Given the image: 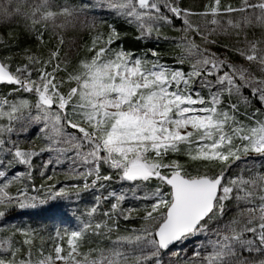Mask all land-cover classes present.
<instances>
[{
    "label": "snow or ice",
    "instance_id": "6c2138e0",
    "mask_svg": "<svg viewBox=\"0 0 264 264\" xmlns=\"http://www.w3.org/2000/svg\"><path fill=\"white\" fill-rule=\"evenodd\" d=\"M97 12L134 26L137 40L171 41L175 63L158 48L126 50L115 23L101 20L97 30L87 15ZM16 17L38 44L45 35L56 41L46 56L10 51ZM77 22L90 37L72 64L55 29ZM0 28V87L8 86L0 92V264H172L165 257L177 245V264H264V0H201L198 9L185 0H64L57 10L49 0H0ZM33 128L38 150L11 138ZM46 152L57 158L44 169L74 153L66 179L77 182L57 187L53 173L29 188L33 159ZM242 157L251 159L229 176ZM114 179L145 203L125 207L127 194L111 189L73 214L78 227L45 237L3 226L14 208L79 199ZM230 204L236 212L225 220ZM121 221L140 223L122 230ZM189 242L197 243L181 259Z\"/></svg>",
    "mask_w": 264,
    "mask_h": 264
},
{
    "label": "rangeland",
    "instance_id": "374dc122",
    "mask_svg": "<svg viewBox=\"0 0 264 264\" xmlns=\"http://www.w3.org/2000/svg\"><path fill=\"white\" fill-rule=\"evenodd\" d=\"M225 2H231L234 5L239 4L240 0H224ZM29 5L33 4H38L40 3V0H27ZM50 4L52 5V10H57L58 6L62 5L64 3V0H49ZM81 0H69V3L71 4H78L80 3ZM187 4L193 5L194 8H199L201 0H185ZM88 16H96L97 17V30H101L103 28V25L100 23L101 20H103L105 23H108L109 18L113 17L111 14L108 12H97V13H88ZM84 17H81L83 19ZM193 20H197L200 23H203L202 21L199 20L197 17H193ZM17 20H22L26 22L23 18L21 17H16L15 21ZM61 22L60 19L57 20V23ZM49 31H52V26L51 22H49ZM55 32L61 34L64 36L65 39V51L68 55V58H71L76 51L79 49L81 41L83 37L86 34H90V31L88 29H82L80 27V23L77 22L75 28L69 27L67 30H61V29H55ZM180 35V33H177L176 36ZM194 35L193 33H189V36L191 37ZM251 38V36H250ZM222 43H232V40H229L228 38L221 36L219 37ZM76 41L75 45L72 44V41ZM197 43H201V41L197 38L196 40ZM217 51H220V49H216ZM237 58L233 57V60L235 61ZM188 69V68H187ZM19 127V125H16ZM39 133L36 130V128H33L31 132L27 134H17L13 133L11 134V138L14 140H17L21 142L23 146H25V150H30V149H35L38 150L39 147L43 146V142L38 138ZM3 155V154H0ZM73 156L74 153H68L65 156L60 157L61 162L59 164L53 163L50 165L47 169L42 168V164L51 159L53 161L56 160L57 154L56 153H44L40 156H38V161H37V170L40 175L41 171L45 172V176H41L44 178L43 183H47L46 177L49 175H53L55 173L53 180L51 183H57V187L62 186L64 184H71L77 181H71L67 180L66 176L67 174L72 170L73 168ZM251 157H242L240 161H237L235 164L232 165L231 169L228 172L229 176H234L238 172H240L242 169L245 168V164L247 161H249ZM79 170H84L83 168L80 167L79 163L77 162L75 165ZM86 167V166H85ZM257 168H259V164L257 165ZM23 169V166H21V170ZM245 176L248 175L247 171L245 170L243 173ZM42 184V183H41ZM41 184L35 186L39 187ZM108 186V185H107ZM115 189L118 192H124L127 194L128 199L125 201L124 206H140L144 201H137L132 199V191H135V189H132V191L129 190V185L127 184H119L115 188H106V190H88V195L87 196H81L79 199L73 197L72 200H64V199H57L55 201H50L48 204H45L43 206H39L35 209H12L5 220L3 221V226L4 227H10L12 224H16L17 226L24 228L23 227V222L26 221V219L31 215L32 213L35 212H43V214L46 217L52 218L54 214V210L60 211L58 220H56V229L59 230H64V229H71L79 226V221L78 219H74L73 214H75V217H79L80 213L78 211V202L82 201L86 204V209L89 208L92 205L93 198L96 194H105L107 190ZM147 191V189H144ZM12 194H15L14 192ZM31 195H35V192H30ZM43 195V193H41ZM60 205V206H58ZM108 205L105 203L103 205L104 209H107ZM230 211L226 213L225 215V220H227L229 217L233 216L236 212V209L230 204L229 205ZM66 213V214H65ZM33 230H35L33 228ZM36 231V230H35ZM37 232V231H36ZM38 233V232H37ZM212 239H215V237H211ZM203 239V237H201ZM198 242V241H197ZM197 242H189L186 245L183 246V252L180 253V258H183L184 253H187L189 256L192 254V249L194 246V243ZM181 246L177 245L173 249H170L169 252L166 254L165 259H170L172 261V264H177V256L173 255L174 252H179Z\"/></svg>",
    "mask_w": 264,
    "mask_h": 264
},
{
    "label": "trees",
    "instance_id": "16d2710c",
    "mask_svg": "<svg viewBox=\"0 0 264 264\" xmlns=\"http://www.w3.org/2000/svg\"><path fill=\"white\" fill-rule=\"evenodd\" d=\"M59 2H60V0H59ZM222 2H225V1L222 0ZM108 23H115L116 24L117 28L120 30L122 37H123L120 41H118V44L120 46H122L123 48H125L126 50H132L134 52L140 53V52H144L150 48H158L163 53L164 62H166L168 64H174L175 61L172 59V57L180 54L179 49H177L171 41L160 40L157 43L156 41L151 40V39L146 40V41L145 40H137L136 39L137 32H136V29L134 26H128L121 21H116L114 19V17H110ZM25 24H26V22H24L22 20L14 21V23L12 24L11 31L16 36V40H13L11 42L12 46L10 48V51L13 53H19L24 48H31L34 51H37L38 54L46 56L47 51L49 50V48H52L55 46L56 41L52 40L50 44L47 43L48 35H45V38H44L45 43L44 44H38L37 41L33 38V36L27 35L25 33V31H24ZM104 30H106V29H104ZM163 31H164V34L168 35V36H176L177 35V32H175V30L170 29V28H165ZM6 33H7V29L0 28V35H3L7 39ZM89 37H90V34H86L83 37L79 49L76 51V53L71 58H69L72 64H75L79 58L86 55V52H85V49L83 46L89 42ZM17 40L19 41L18 44L16 43ZM64 53H66L65 45L62 49L61 54L63 55ZM184 68L185 69L188 68L187 63H185ZM7 91H8L7 85L0 87V92H7ZM179 158L181 161H183L185 159L182 156ZM37 161H38V157H35L33 159V169H34L33 170V179L28 181L29 188H31L33 185L37 186V185L44 182V178L39 176V173L37 170ZM119 184H121V183L118 180L114 179L113 181L108 182L107 188H115ZM88 192L89 191L85 192L83 194V196H87ZM77 204H78L79 213L86 210V204L84 202L79 201ZM58 206H60V205H58ZM60 211L54 210V213H53L54 215L51 216L52 218L46 217L43 214V212L41 213V212L37 211L35 213H32L31 215H29V217L26 219V221L23 222V227L24 228H31V229L34 228L40 235L47 237V236L51 235L54 232V230H57L55 228V226H56V220H58V218H59V216L57 214H59ZM139 223H140L139 221H132V222L121 221V229L123 230L125 228V226L128 228L138 227ZM12 226L19 227L16 224H12L10 227H12ZM18 239H19V237H18ZM113 239H115V233L113 234ZM37 243H38V241H37ZM100 243L102 245H107L108 241H101Z\"/></svg>",
    "mask_w": 264,
    "mask_h": 264
}]
</instances>
